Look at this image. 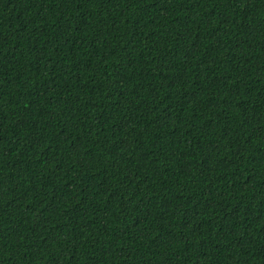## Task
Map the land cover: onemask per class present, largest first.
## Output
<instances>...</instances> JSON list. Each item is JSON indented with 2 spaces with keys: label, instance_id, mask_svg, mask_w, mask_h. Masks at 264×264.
Segmentation results:
<instances>
[{
  "label": "trees",
  "instance_id": "trees-1",
  "mask_svg": "<svg viewBox=\"0 0 264 264\" xmlns=\"http://www.w3.org/2000/svg\"><path fill=\"white\" fill-rule=\"evenodd\" d=\"M0 264H264V0H0Z\"/></svg>",
  "mask_w": 264,
  "mask_h": 264
}]
</instances>
